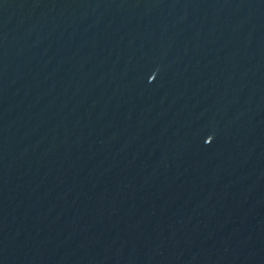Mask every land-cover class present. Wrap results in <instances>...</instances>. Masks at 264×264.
<instances>
[{"label":"water","instance_id":"obj_1","mask_svg":"<svg viewBox=\"0 0 264 264\" xmlns=\"http://www.w3.org/2000/svg\"><path fill=\"white\" fill-rule=\"evenodd\" d=\"M0 264H264V0H0Z\"/></svg>","mask_w":264,"mask_h":264}]
</instances>
